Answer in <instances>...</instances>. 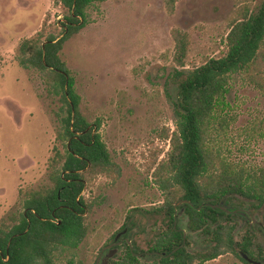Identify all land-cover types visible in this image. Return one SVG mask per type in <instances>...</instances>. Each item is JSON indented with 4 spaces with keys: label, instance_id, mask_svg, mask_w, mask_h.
<instances>
[{
    "label": "rangeland",
    "instance_id": "374dc122",
    "mask_svg": "<svg viewBox=\"0 0 264 264\" xmlns=\"http://www.w3.org/2000/svg\"><path fill=\"white\" fill-rule=\"evenodd\" d=\"M263 1L105 0L86 9L85 26L63 43L61 56L80 98L78 111L88 123H99L97 133L113 166L107 173L86 175L82 192L88 207L86 237L77 247L55 245L48 263L92 264L124 225L133 229V244L139 251H147L167 230L169 217L162 210L167 183L159 168L170 150L166 136L175 129L171 32L179 29L187 34L184 64L188 69L198 67L224 54L229 26L242 6L254 9ZM62 15L52 0H0V226L19 223L25 201L32 192L52 186L50 176L61 166L56 154L65 151L66 141L58 137L63 103L59 94H48L39 70L18 63L17 48L42 28L44 18L45 33L58 35L61 28L56 22ZM227 100L230 123L220 140L222 157L250 171L264 170V97L236 76ZM181 205L176 217L187 232L186 250L203 253L212 246L209 234L190 229ZM238 206L253 214L249 203ZM262 215L264 211L253 214L258 225L264 223ZM246 226L244 222L236 226L234 242L242 240ZM221 235L225 239L224 231ZM224 239L217 257L195 259L193 264H244L238 246L234 252ZM257 246L264 252V238L253 243L255 259ZM124 254L125 248L118 250L113 262L120 263ZM152 260L141 258L139 264ZM47 262L41 257L35 264Z\"/></svg>",
    "mask_w": 264,
    "mask_h": 264
},
{
    "label": "trees",
    "instance_id": "16d2710c",
    "mask_svg": "<svg viewBox=\"0 0 264 264\" xmlns=\"http://www.w3.org/2000/svg\"><path fill=\"white\" fill-rule=\"evenodd\" d=\"M52 1L63 10L56 22L61 32L46 34L48 20L44 18L42 28L19 43L17 61L24 68L40 71L50 96L60 95L65 116L58 137L66 141L65 151L63 155L56 154L61 166L50 176L52 186L31 193L24 203L25 213L20 215V223L10 228L0 226V264H35L41 257L47 262L55 245H75V237L83 235L85 230L83 213L88 207L82 190L86 175L107 173L113 166L97 133L99 123H88L78 111L80 98L61 56L63 43L85 26L86 9L105 0ZM171 34L175 41V67L169 78L175 129L166 136L170 150L159 168L165 173L167 183L162 210L172 219L175 203L189 201L182 203L180 210L191 220L192 231L209 234L212 246L203 253L190 254L181 246L182 236L170 227L171 223L169 232L148 248L151 256L145 252L146 257H153L150 264H193L195 259H213L219 255L224 231L223 243L234 252L233 247L237 245L240 251L237 255L244 264H249L245 258L253 257L254 241L264 238V223L244 222L245 234L240 242H234L233 232L241 222L231 221L236 217L248 219L247 215L239 216V204L249 203L257 216L264 211V170L250 171L222 157L220 140L226 136L230 123L227 96L231 80L243 77L264 97V1L254 9L244 4L229 26L224 54L209 58L198 67H185L187 34L179 29L172 30ZM221 219L227 222H218ZM205 220L208 222H202ZM124 228L125 225L121 230ZM257 247L258 255L264 257V252ZM135 251L136 248L127 249L121 262L114 264H139ZM157 251L165 256H156Z\"/></svg>",
    "mask_w": 264,
    "mask_h": 264
},
{
    "label": "flooded vegetation",
    "instance_id": "af4514ba",
    "mask_svg": "<svg viewBox=\"0 0 264 264\" xmlns=\"http://www.w3.org/2000/svg\"><path fill=\"white\" fill-rule=\"evenodd\" d=\"M84 188H83V190H84ZM83 190H82V192H83ZM87 213H88V209L85 207L83 216H85ZM238 213H239V216L247 215L248 219L239 218V219H237V222H252L254 225H258V223H255V222H258V221H256L253 218V215H252L251 211H246V210H243V209H239ZM136 222H140V221H136ZM167 222H169V225L172 223L170 225V227L172 226V228L174 230H177L181 234V236H182V244H181V246H184V248H187V246H186V243H187V232H185V230L180 227L179 222H181V221L176 217V212L174 213L173 218L169 219ZM188 222H191V220H189ZM202 222H208V221L205 220V221H202ZM19 223H17V224H19ZM82 223H83V226L85 227V230H84V234L83 235L75 237L77 243L75 245H69V244H62L61 243L62 245L68 246V247H77V246H79L81 244V242L86 237L85 222H82ZM17 224L14 223L13 226H15ZM169 225H167V230L163 231V234L169 232V229H170ZM132 234H133V229H130L129 227L128 228L125 227L123 230L118 231L113 236L112 240L109 241V243H107V244L102 246V248L100 249V251L96 255V257H95L94 261L92 262V264H104V263H106V264H114L113 258L117 254L118 250H120L122 248H125V253H126L127 249L133 251L135 249V246L133 244V236H132ZM163 234L160 235L159 238L161 236H163ZM65 238L66 237H60V239H65ZM109 245H111V247L110 248H106V246H109ZM145 252H147L148 256H151V254L148 252V250L147 251H143V250L139 251V250H137V251H135V253H133L135 256H137L138 262H139V259L146 257ZM155 255L158 256V257H164L165 256L163 252H158V251L156 252ZM149 258H153V257H149ZM245 260L249 264H263L262 261H264V257L259 256L258 258L255 259V258H252V257L248 256V257L245 258Z\"/></svg>",
    "mask_w": 264,
    "mask_h": 264
},
{
    "label": "water",
    "instance_id": "95a60500",
    "mask_svg": "<svg viewBox=\"0 0 264 264\" xmlns=\"http://www.w3.org/2000/svg\"><path fill=\"white\" fill-rule=\"evenodd\" d=\"M182 203H189V201H187V200H179L178 202H176V204L174 205V207H177L178 205H180V204H182ZM214 207H217V205H213ZM220 208H222V209H225L224 207H220ZM58 223H60V220L58 221ZM111 247V245H109V246H106V248H110ZM257 263V262H256ZM104 264H106V263H104Z\"/></svg>",
    "mask_w": 264,
    "mask_h": 264
}]
</instances>
